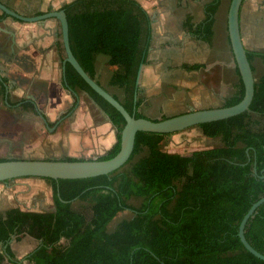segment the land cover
<instances>
[{
  "label": "trees",
  "instance_id": "1",
  "mask_svg": "<svg viewBox=\"0 0 264 264\" xmlns=\"http://www.w3.org/2000/svg\"><path fill=\"white\" fill-rule=\"evenodd\" d=\"M220 2L211 0L205 5V19L198 26L190 20L185 23L192 35L209 44ZM62 9L72 52L83 69L100 83L96 64L99 56L106 57L108 85L120 89L122 96L100 84L129 113L146 117L140 111L145 101L141 90L136 102L135 92L139 67L149 63L152 28L147 10L137 0H74ZM59 37L65 59L61 28ZM253 57L264 60V52L248 53L251 64ZM202 67L182 65L187 71ZM252 69L255 76L253 65ZM63 85L87 93L110 117L117 141L98 160L114 157L126 124L123 115L69 63ZM244 94L240 80L237 91L222 106L239 103ZM255 117L264 119V73L255 76L248 111L198 126L209 138L221 137L220 147L188 155L169 153L159 147L166 134L139 131L130 159L114 172L84 179L46 178L53 189L54 211L13 207L0 212V244L6 246L0 252V264H19L10 240L24 233L43 243L27 257L30 264H264L245 248L238 234L244 215L264 197V127H257ZM9 159L17 158L0 161ZM75 200L87 203L90 213L74 208ZM133 201L140 202L135 205ZM125 210L132 217L110 230V223ZM245 235L264 255V203L248 221ZM62 237L69 243L57 247Z\"/></svg>",
  "mask_w": 264,
  "mask_h": 264
},
{
  "label": "crops",
  "instance_id": "2",
  "mask_svg": "<svg viewBox=\"0 0 264 264\" xmlns=\"http://www.w3.org/2000/svg\"><path fill=\"white\" fill-rule=\"evenodd\" d=\"M72 1L74 0H0L12 10L28 17L60 10ZM137 1L147 10L151 20L152 41L148 58L158 55L168 57V52L177 51L174 49H178L177 54L181 56L180 48L188 46L192 53L185 54L186 60L183 59V62L188 61V57L194 58L190 60L192 63L208 62L204 77L211 75L209 85L216 89L214 94L221 96L227 89L235 92L241 78L228 34L231 0L220 2L210 44L192 35L185 23L190 20L194 27L201 24L205 19V5L211 0ZM3 13L0 10V131L13 130L0 135V144L17 142L27 155L47 152L52 157L88 159L110 150L117 141V131L105 112L92 100L87 102L85 92L74 93L63 85V59L59 50L60 22L56 18L26 22L4 16ZM240 30L248 53L264 52V0H243ZM192 46H199L202 50L195 51ZM255 62L263 60L253 57V66ZM148 64L143 67L140 87L141 91H146L147 96H151L153 85L162 87L159 81L162 78L171 79L166 84L170 94H175L177 89L184 87L175 83L182 70L176 72L167 65L158 68ZM96 66L99 74L98 60ZM146 81L152 84L149 86ZM38 110L47 117V123ZM1 184L0 194L4 190ZM5 203L6 200L0 198V209H6ZM23 206L27 209V205ZM20 208L24 209L21 205ZM24 247L26 246L22 248Z\"/></svg>",
  "mask_w": 264,
  "mask_h": 264
},
{
  "label": "water",
  "instance_id": "3",
  "mask_svg": "<svg viewBox=\"0 0 264 264\" xmlns=\"http://www.w3.org/2000/svg\"><path fill=\"white\" fill-rule=\"evenodd\" d=\"M242 3L243 0H231L228 11V34L234 54V62L239 70L240 78L244 84L245 94L243 99L239 103L232 106L207 107L201 109L190 108L189 111L181 114L165 117L163 119H154L151 117L137 118L135 113H129V111L119 102V100H117L96 79L92 78L83 69L74 56L70 46L69 25L64 9L52 11L35 17H28L12 10L0 2V10L13 19L33 22L43 21L48 18H56L61 24L63 43L66 52V57L62 61L64 74L63 79L66 81V65L69 63L97 94L103 97L123 115L126 121L125 127L121 133L120 150L114 157L110 159L98 160L99 156L89 159L84 158L83 160L77 161H67L64 159H9L6 161H0V182H8L18 178L29 177L54 180H71L106 175L114 172L128 162L133 153L136 135L139 131L169 135L190 127L227 119L248 111L255 94V76L252 69V64L248 58V52L243 44L241 36L240 10ZM143 67L144 63H141L136 80L135 102L138 99V90L141 87ZM73 92L75 93V91ZM134 109H137L136 105ZM37 112L44 122L47 123V117L41 111L38 110ZM106 116L110 120V117L107 114ZM105 154L106 153L102 155ZM262 178H264V176H262ZM263 203L264 197L252 204L250 209L241 220L238 234L245 248L255 256L264 260V255L249 243L245 235V228L248 221L255 215L257 209ZM19 264H23V258L19 259Z\"/></svg>",
  "mask_w": 264,
  "mask_h": 264
},
{
  "label": "rangeland",
  "instance_id": "4",
  "mask_svg": "<svg viewBox=\"0 0 264 264\" xmlns=\"http://www.w3.org/2000/svg\"><path fill=\"white\" fill-rule=\"evenodd\" d=\"M191 46V45H190ZM199 47V46H198ZM192 46L195 51H198V48ZM191 49V48H190ZM177 51L168 52V57L165 55H158V57L148 58L149 64L156 65L158 68H162V66H169L173 68L176 72L182 70L181 74L178 75V80L175 83L181 84V87L177 89L175 94H170L167 92L166 84H169L171 79L162 78L159 81L162 83V87L153 85L151 90V96H147L145 90L141 91V96L144 98V103L142 104L140 110L150 117H154V119H163L165 117L174 116L177 114H181L190 110V108L201 109L202 107H219L221 106L225 100L237 91V87L235 92L232 89H227L223 92V95L218 96V94H214V90L210 87L209 83L211 75L204 77V69L208 65L207 63H203V67L199 70L187 71L182 69L183 64H202V63H192L190 60L194 59L193 57H188V61L183 62V59L186 60L185 54H190L192 52L189 51V47L180 48L179 53L182 54L179 56L178 49H174ZM184 56V57H183ZM167 57V58H166ZM200 59L199 57H195V59ZM152 60V61H151ZM106 57L99 56L98 57V80L102 85L108 88L112 93L119 94L122 96L121 90L108 85V80L110 77V71L108 70L106 64ZM168 62V63H167ZM148 64V65H149ZM255 76L259 78L264 73V60L263 62H255ZM214 69V68H212ZM187 74V75H186ZM154 81V80H153ZM185 81V82H184ZM147 82V81H146ZM147 85H151L152 83H146ZM184 84V85H183ZM169 90V89H168ZM171 91V90H170ZM168 93V95H166ZM87 99V102H90L91 99L88 95L84 94ZM188 101H187V99ZM257 121V127H264V119L259 117H255ZM13 130V129H12ZM12 130H1L0 135L2 133H8ZM12 135V134H11ZM10 135V137H11ZM16 136V135H15ZM13 138V137H11ZM223 145L221 137L209 138L203 134V131L200 127L194 126L187 128L185 130L175 132L167 135L164 140L159 144V147L167 151L169 153H179L182 155L191 154L195 150L200 149H208L220 147ZM10 156V157H51L52 154L45 152L44 154L31 153L28 154L21 148L17 142L11 144L10 142H1L0 144V157ZM61 156V155H60ZM2 183V190L0 194V198L6 200L5 208H10L13 206H19L24 208L23 205H33L32 197L38 196V199L43 198L46 201V208H39L37 210H50L53 208V193L51 190L50 183L42 178H18L14 180H10L8 182H0ZM36 194V195H35ZM22 199V200H21ZM32 199V200H30ZM21 200V201H20ZM31 201V202H30ZM140 201H133L132 203L139 204ZM74 208H81L82 212L89 214V205L83 201L77 200L75 201ZM38 208V207H37ZM6 209H0V212H4ZM25 209V208H24ZM132 217V212L129 210H125L120 212L115 219L110 223L109 229L113 230L116 225L123 219H127ZM23 234L18 236L15 244L18 246H26L21 248V252L18 253L19 258H25L34 248L36 242L31 241L28 244H24L25 240L23 238ZM23 238V239H22ZM24 264H30L27 260H25Z\"/></svg>",
  "mask_w": 264,
  "mask_h": 264
},
{
  "label": "flooded vegetation",
  "instance_id": "5",
  "mask_svg": "<svg viewBox=\"0 0 264 264\" xmlns=\"http://www.w3.org/2000/svg\"><path fill=\"white\" fill-rule=\"evenodd\" d=\"M87 94V93H86ZM88 95V94H87ZM88 97H89V95H88ZM90 98V97H89ZM91 99V98H90ZM92 100V99H91ZM93 101V100H92ZM94 102V101H93ZM95 103V102H94ZM223 105V104H222ZM221 105V106H222ZM145 115V114H144ZM146 117H148L147 115H145ZM65 157L63 156V157H47V158H39V159H60V160H63ZM51 190H52V193H53V189H52V187H51ZM36 195V194H35ZM33 199V200H32ZM32 199H30V200H32V203H33V205H31V206H29V205H27V209H22V208H20L19 206H16V207H19L20 209H22V210H24V211H34V212H52V211H54L55 210V203H54V199H53V208L52 209H50V210H37V209H39V208H46V201L45 200H43V198H40V199H38V196H33L32 197ZM75 201H77V200H75ZM75 201H73V205H74V203H75ZM31 202V201H30ZM87 204V203H86ZM38 207V208H37ZM13 208V207H12ZM77 210H80L81 211V208L79 207V208H76ZM6 211V210H5ZM4 211V212H5ZM24 236H23V238L25 239V238H27L28 240H25V243L24 244H28L29 242H30V240H33L34 241V243L36 242V244H38V245H36L35 246V248L25 257V258H23V264H24V262H25V260H27V257L35 250V249H37L40 245H42L43 243H42V241H40V240H37V239H35V238H33V237H31L29 234H27V233H24L23 234ZM22 238V239H23ZM18 239V236H16V235H13L12 236V238H11V240H10V249H11V252L15 255V257H16V255L19 253V251H20V249L22 248V247H20V246H18V245H16L15 244V242H16V240ZM69 243V241H68V239H66V238H64V237H62L57 243H56V245H57V247H61V246H65V245H67ZM0 248H1V251L2 250H5L6 249V246H4V245H2V244H0ZM51 249V246H49L48 247V250H50ZM18 260L20 259V258H18V257H16Z\"/></svg>",
  "mask_w": 264,
  "mask_h": 264
}]
</instances>
